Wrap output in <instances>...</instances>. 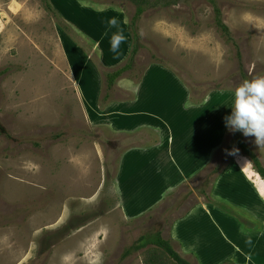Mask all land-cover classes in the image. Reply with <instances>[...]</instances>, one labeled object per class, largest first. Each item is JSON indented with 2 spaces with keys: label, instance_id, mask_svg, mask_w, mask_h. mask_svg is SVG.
I'll return each instance as SVG.
<instances>
[{
  "label": "rangeland",
  "instance_id": "obj_1",
  "mask_svg": "<svg viewBox=\"0 0 264 264\" xmlns=\"http://www.w3.org/2000/svg\"><path fill=\"white\" fill-rule=\"evenodd\" d=\"M262 76L264 0H0V264H178L160 236L190 264H234L233 246L264 264V177L236 133L263 167L264 146L225 125L238 85ZM140 151L142 179L124 166ZM200 151V173L164 190ZM122 171L146 202L140 187L119 201ZM205 240L210 260L183 249Z\"/></svg>",
  "mask_w": 264,
  "mask_h": 264
},
{
  "label": "clouds",
  "instance_id": "obj_2",
  "mask_svg": "<svg viewBox=\"0 0 264 264\" xmlns=\"http://www.w3.org/2000/svg\"><path fill=\"white\" fill-rule=\"evenodd\" d=\"M110 27H117L118 21L112 18L108 21ZM139 34L144 35L143 30ZM126 40L122 31L113 33L110 50L119 54L120 46ZM230 116L225 117V125L229 131H240L244 136H254L259 147L264 146V76L245 80L235 90V101ZM238 149H225L228 155H233Z\"/></svg>",
  "mask_w": 264,
  "mask_h": 264
},
{
  "label": "crops",
  "instance_id": "obj_3",
  "mask_svg": "<svg viewBox=\"0 0 264 264\" xmlns=\"http://www.w3.org/2000/svg\"><path fill=\"white\" fill-rule=\"evenodd\" d=\"M177 117V116H176ZM176 117H173L172 119H170L169 117H168V120H170V121H172L173 119H176ZM175 133V132H174ZM176 135H177V132L175 133ZM183 140H184V138H183ZM198 151V150H197ZM191 153L193 154V151H191ZM138 154V155H137ZM137 154L136 153H134V154H128V155H126V157L124 158V159H127V162L125 163V167L126 166H128L129 167V169H130V171H131V174L132 175H134V176H136V178H138V171H137V168H139V167H137V166H139V165H144L143 166V168L141 169V172L139 173L140 174V179H142V178H144V177H146L147 176V174L145 173V169L147 168V165L149 164V163H152L151 161H148V159H147V157H145L144 155V153H142L141 151L138 153L137 152ZM188 156H189V153H188ZM204 155H203V152L202 151H200V152H198V155H197V157L196 158H194V156H190L192 159H193V161H195V162H197V164L195 165V164H193V163H191V164H186V166H184V171L183 170H181V169H179V173H176V171H175V169H172V168H168L169 169V172H168V175H172V176H170L167 180H166V182H163L165 185H164V187H163V189L164 190H168L170 193H172L173 191H174V189L175 188H178L179 186H180V183L181 182H183V179H185V178H187L186 176L188 175V174H190L191 172L192 173H195V174H197V173H200V171H201V169H202V167L205 165V163H204V157H203ZM123 162H124V160H123ZM131 163V164H130ZM130 164V165H129ZM170 170H173V172L172 173H170ZM258 174V173H257ZM116 178H119V190H120V193H119V201L122 203V204H125L126 202H127V199L129 198V197H132V194H136V192L135 191H138V188L140 187V191L141 192H143V193H141L142 194V196L143 197H145V200L144 201H141L142 203L143 202H146L147 200H146V198L148 199L149 198V195H150V192H148V191H144V189L142 190V184H143V182L140 184V186H137V188L136 187H134L129 181H128V179L126 180V178H124V174H123V171H122V173H120V175L119 176H117ZM160 183V182H159ZM163 183H161V184H163ZM154 184H156L155 182H154ZM129 185H131L132 187H130ZM249 185H251L252 186V183H250ZM154 190V189H153ZM155 193V192H154ZM139 197L140 196H138L137 198H135L134 199V202L135 201H137V200H139ZM140 200H143L142 198L140 199ZM227 201V200H226ZM239 209H242L243 207H245V203H239ZM234 207H236V206H234ZM143 209V207L140 205V204H138V203H136L135 204V207H133V210L131 211V212H135V211H138V212H140L141 210ZM204 209H207V208H204ZM237 211H239V210H237ZM240 212H242L243 214H244V209L242 210V211H240ZM198 216H200V217H203L205 220H206V222H208V221H210L211 222V218L208 216V214L206 213V212H204V211H200V212H198ZM235 222L236 221H234L233 223H230V222H228V224H229V226H231L232 224H235ZM191 226H193V224H190ZM235 226L238 228V224L236 225L235 224ZM234 226V227H235ZM241 229L244 231V227H241ZM252 231L250 230V229H247L246 228V231L245 232H243V236H244V238H246L245 236H254L253 235V233H251ZM256 232V231H255ZM188 233H190V232H188ZM197 236V235H196ZM216 240H218V241H220V245L218 246V247H216L214 250H217V249H220V248H222V247H224L226 244H228V243H226L225 241H223V240H219V239H217V238H215ZM198 240H199V237L197 238V242H198ZM239 240H241V239H239ZM245 239H243V241H244ZM196 242V243H197ZM195 243V244H196ZM233 245H235V243L233 244ZM206 247H208L207 246V244H206V240H205V242H201V245L200 246H198V248L197 249H194L192 246H186L185 245V247L183 246V249H185V248H188V250L190 251V252H192V253H196V254H198V252L200 253L201 251H202V249H205L206 250ZM254 247V245H250V247H248L250 250L252 249ZM255 248V247H254ZM241 250L240 249H236V247L235 246H233L231 249H230V253L228 254V255H225L224 256V259L226 260V258H228L229 260H232L233 261V263L234 264H238V263H236V258H235V254L236 253H240L241 254ZM251 254L253 253L252 251H249ZM201 254V256H202V259H204V260H210L209 259V257H211V256H205V254H202V253H200ZM207 255V254H206ZM248 258L249 259H251V257H249L248 256ZM201 259V258H200ZM223 259V260H224ZM198 260H199V258H198ZM231 263V261H226L224 264H230Z\"/></svg>",
  "mask_w": 264,
  "mask_h": 264
},
{
  "label": "trees",
  "instance_id": "obj_4",
  "mask_svg": "<svg viewBox=\"0 0 264 264\" xmlns=\"http://www.w3.org/2000/svg\"><path fill=\"white\" fill-rule=\"evenodd\" d=\"M146 0H141V2H144ZM143 12L142 8H138L137 10V15L135 14L134 17H138L141 13ZM133 22H135V19H133ZM136 23V22H135ZM219 24L224 26L220 21H218ZM226 28V26H225ZM227 29V28H226ZM137 50V47L134 48V51ZM133 51V52H134ZM129 66L125 65L123 67H119L117 70L112 71V72H106L107 80H108V85L113 84L114 80L123 72L125 71ZM235 145H238V147L242 150L244 154L249 156L251 158L252 163L254 164L255 169L264 177V167L260 163V159L258 157V154L255 152V150H252L248 143H246L243 139V136L236 133V143ZM154 244L159 245L160 247H165L167 252L177 261L178 264H190L186 259L181 257L179 253L174 251V249L171 247L170 243L168 240L163 239V237H159L153 241ZM127 253H125L126 255ZM124 255V256H125ZM160 253H155L154 254V259H150L148 264H162V263H157V260H160ZM156 259V260H155Z\"/></svg>",
  "mask_w": 264,
  "mask_h": 264
}]
</instances>
